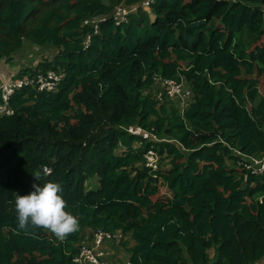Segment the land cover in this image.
Instances as JSON below:
<instances>
[{
  "label": "trees",
  "instance_id": "trees-1",
  "mask_svg": "<svg viewBox=\"0 0 264 264\" xmlns=\"http://www.w3.org/2000/svg\"><path fill=\"white\" fill-rule=\"evenodd\" d=\"M143 1L0 0V61L22 55L19 77L63 76L53 91L16 89L0 116V264H78L85 230L98 228L121 231L129 264L264 260V169L252 173L264 156V0H153L154 19L111 14ZM100 16L97 29L85 22ZM181 78L193 93L183 112L154 91ZM49 181L79 220L63 241L18 228L16 195Z\"/></svg>",
  "mask_w": 264,
  "mask_h": 264
},
{
  "label": "built area",
  "instance_id": "built-area-1",
  "mask_svg": "<svg viewBox=\"0 0 264 264\" xmlns=\"http://www.w3.org/2000/svg\"><path fill=\"white\" fill-rule=\"evenodd\" d=\"M153 0H144L140 4H135L132 7L126 6L123 2L118 4L112 15L115 18L116 22H122L127 19L128 15L135 11L136 9L142 8L144 10H150V6ZM98 20H86V23L92 22L94 24V28H98ZM91 40V35L89 34L86 37L85 45L87 46ZM5 77V76H4ZM62 74L58 73L54 70H49L45 73L39 74L36 78L25 77H17L11 76L8 77L5 84L0 87V95L4 102L0 104V116L5 114H12L13 110L9 107L8 101L10 96L14 93L16 89L24 87V85L30 84L33 87L37 88L40 91L48 90L53 91L59 82L62 80ZM163 82L165 85L166 95L158 96L157 98L163 99L164 97H168L171 99H176L180 104V110L183 112L186 109V106L191 102L193 98V93L191 88L188 85V82L185 78H181L180 81L170 80V79H157L154 84V88L157 90L159 84ZM1 83V81H0ZM156 92V91H155ZM128 132L136 135L142 134L145 138H151V134L147 131L142 130L140 126L130 125L126 128ZM255 166L252 170V173L262 172L264 169V156L262 158L254 159ZM145 165L150 168L154 177L157 176L156 171L160 166L159 155L155 150H149L145 154ZM44 171L50 173L51 169L47 166L44 167ZM113 234L110 232L98 228L93 232L92 242L82 241L80 245L79 253L75 256L74 261L78 264H102L103 257V247L109 238H112Z\"/></svg>",
  "mask_w": 264,
  "mask_h": 264
},
{
  "label": "clouds",
  "instance_id": "clouds-1",
  "mask_svg": "<svg viewBox=\"0 0 264 264\" xmlns=\"http://www.w3.org/2000/svg\"><path fill=\"white\" fill-rule=\"evenodd\" d=\"M47 174L49 173L45 171V175ZM34 176L39 181V174ZM32 189L27 194H17L15 198V211L20 230L30 234V227L42 228L60 241L65 240L78 230L79 220L77 216L67 210L68 204L62 195L63 188L60 183L52 181L43 184L34 183Z\"/></svg>",
  "mask_w": 264,
  "mask_h": 264
},
{
  "label": "crops",
  "instance_id": "crops-1",
  "mask_svg": "<svg viewBox=\"0 0 264 264\" xmlns=\"http://www.w3.org/2000/svg\"><path fill=\"white\" fill-rule=\"evenodd\" d=\"M155 89V88H154ZM86 228L83 229V231ZM89 230H85V241L92 242L93 234H87ZM123 234L121 231H115L114 236L106 240L103 247V258L102 264H129V252L122 246H120V240ZM125 238V236H124ZM131 243L134 244V240H130ZM210 255L212 256L214 253L213 248L209 249ZM264 260L257 262L256 264H262ZM264 264V263H263Z\"/></svg>",
  "mask_w": 264,
  "mask_h": 264
},
{
  "label": "rangeland",
  "instance_id": "rangeland-1",
  "mask_svg": "<svg viewBox=\"0 0 264 264\" xmlns=\"http://www.w3.org/2000/svg\"><path fill=\"white\" fill-rule=\"evenodd\" d=\"M149 14H150L152 19L155 18L154 13L149 12ZM101 17H103V16H100V18ZM24 61H25V58L22 55H16V57L13 59L12 62H6L5 60L0 61V81H1L0 87L5 84L8 77H11V76H13V77L17 76L18 77L17 73L21 70V68L24 66V64H26V63H24ZM261 81L263 83L262 85H264V79L263 78H261ZM154 91H156L155 93L158 96L166 95L164 83L161 82L159 84V86L157 87V90L154 89ZM96 179H97V177H96ZM164 192H165V194L169 193V191L167 189H165Z\"/></svg>",
  "mask_w": 264,
  "mask_h": 264
},
{
  "label": "water",
  "instance_id": "water-1",
  "mask_svg": "<svg viewBox=\"0 0 264 264\" xmlns=\"http://www.w3.org/2000/svg\"><path fill=\"white\" fill-rule=\"evenodd\" d=\"M263 9H264V5H263Z\"/></svg>",
  "mask_w": 264,
  "mask_h": 264
}]
</instances>
